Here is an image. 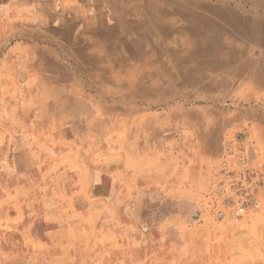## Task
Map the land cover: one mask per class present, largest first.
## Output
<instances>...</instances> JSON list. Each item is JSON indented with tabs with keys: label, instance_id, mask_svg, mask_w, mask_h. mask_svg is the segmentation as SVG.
I'll return each mask as SVG.
<instances>
[{
	"label": "crops",
	"instance_id": "obj_1",
	"mask_svg": "<svg viewBox=\"0 0 264 264\" xmlns=\"http://www.w3.org/2000/svg\"><path fill=\"white\" fill-rule=\"evenodd\" d=\"M74 1L0 0V264H264L242 221L194 199L218 176L119 151L114 2Z\"/></svg>",
	"mask_w": 264,
	"mask_h": 264
},
{
	"label": "rangeland",
	"instance_id": "obj_2",
	"mask_svg": "<svg viewBox=\"0 0 264 264\" xmlns=\"http://www.w3.org/2000/svg\"><path fill=\"white\" fill-rule=\"evenodd\" d=\"M109 44H114L110 57L114 56L117 64L107 70L112 80L119 70L127 72L140 66L138 61L125 60L132 55L134 45L117 39ZM255 49L249 47V54L253 55ZM260 54L255 53V58H261ZM140 79L132 86L128 84L130 98L117 95L116 87L103 86V93L116 101L108 102L110 109L117 106V111L108 114L104 127L120 128L118 135L124 148L119 151L124 157L146 161L156 154L169 153L173 163H187L200 173L218 176L220 196L194 199L206 208L226 207L227 213H221L226 222H243L238 228V238H242L238 245L247 233L253 237L254 250L260 249L264 245V87L241 79L224 101L198 104L176 100L163 105L149 78ZM4 109L0 105V115ZM1 218L0 210V222ZM2 230L0 227V235ZM6 247L0 244V256Z\"/></svg>",
	"mask_w": 264,
	"mask_h": 264
},
{
	"label": "bare ground",
	"instance_id": "obj_3",
	"mask_svg": "<svg viewBox=\"0 0 264 264\" xmlns=\"http://www.w3.org/2000/svg\"><path fill=\"white\" fill-rule=\"evenodd\" d=\"M113 2L106 9L117 16L115 40L134 45L132 55H124L125 60L127 63L131 60L140 63L133 70H119L115 81L107 72L106 78L110 83L107 85L116 87L117 95L130 98L126 93L128 84L132 86L140 78H149L163 105L176 100L198 104L221 102L228 98L241 79L264 87V0ZM252 46L258 49L250 55L248 48ZM259 52L262 56L256 59L255 53ZM109 91L112 92L111 89Z\"/></svg>",
	"mask_w": 264,
	"mask_h": 264
}]
</instances>
